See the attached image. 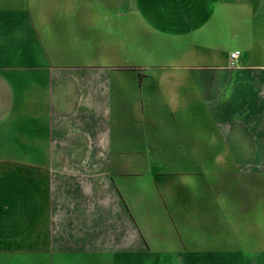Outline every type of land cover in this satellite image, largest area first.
<instances>
[{
  "label": "rangeland",
  "instance_id": "obj_1",
  "mask_svg": "<svg viewBox=\"0 0 264 264\" xmlns=\"http://www.w3.org/2000/svg\"><path fill=\"white\" fill-rule=\"evenodd\" d=\"M0 174L20 254L264 264V0H0Z\"/></svg>",
  "mask_w": 264,
  "mask_h": 264
},
{
  "label": "crops",
  "instance_id": "obj_2",
  "mask_svg": "<svg viewBox=\"0 0 264 264\" xmlns=\"http://www.w3.org/2000/svg\"><path fill=\"white\" fill-rule=\"evenodd\" d=\"M42 214L41 193L34 182L17 174H0V264H53L52 254H20Z\"/></svg>",
  "mask_w": 264,
  "mask_h": 264
},
{
  "label": "built area",
  "instance_id": "obj_3",
  "mask_svg": "<svg viewBox=\"0 0 264 264\" xmlns=\"http://www.w3.org/2000/svg\"><path fill=\"white\" fill-rule=\"evenodd\" d=\"M239 57H240V52H234L233 54H232V60H238L239 59Z\"/></svg>",
  "mask_w": 264,
  "mask_h": 264
}]
</instances>
